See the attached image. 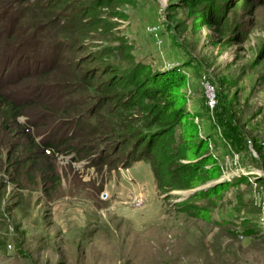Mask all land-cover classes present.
<instances>
[{
    "label": "rangeland",
    "instance_id": "rangeland-1",
    "mask_svg": "<svg viewBox=\"0 0 264 264\" xmlns=\"http://www.w3.org/2000/svg\"><path fill=\"white\" fill-rule=\"evenodd\" d=\"M64 3L70 43L55 44L48 80L31 89L64 97L54 102L64 114L34 137L65 139L78 118L74 131L99 154L53 156L54 192L24 178L17 190L0 171V264H264V3ZM9 15L0 14V48ZM31 17L44 7L20 20ZM16 55L13 66L26 61ZM176 75L178 93L152 97Z\"/></svg>",
    "mask_w": 264,
    "mask_h": 264
},
{
    "label": "trees",
    "instance_id": "trees-1",
    "mask_svg": "<svg viewBox=\"0 0 264 264\" xmlns=\"http://www.w3.org/2000/svg\"><path fill=\"white\" fill-rule=\"evenodd\" d=\"M64 1L0 0V14L3 12L10 14L8 26L4 28L3 41L1 40L0 57L7 49L11 48L10 52L0 59V69L7 65L4 67L5 74L12 69L14 70L13 76L9 81L12 89L4 90L0 86V171L5 170V174H10L11 183L16 186L17 190L23 186L24 178L25 181L33 186H37L39 182H42L43 187H47V191L54 192L61 178L57 172L56 165L53 164L52 157L60 152L63 155L73 154L76 160H78L79 156V160L86 159L90 163L99 154H95L96 148L92 147L93 139L81 136L74 131L80 127L76 124L78 120L76 117L74 128L69 131V135L65 139L55 135L43 142V138L41 140L39 139L40 137H34V133H44L51 128L55 118L64 114L63 111L54 105V102L64 101V97L52 95L49 92L39 94L38 90L31 91L33 82H45L48 80L49 74L53 70V65L51 64L54 62L53 55L57 46L55 44L70 43V36L65 33V24L67 26L69 22L65 19L71 18V9L66 6ZM227 1L229 2L227 7L230 8V11L250 10L254 5L264 3V0ZM40 7H44V17L40 20L32 19L31 17L24 25L23 20H20V15L30 11L32 8L38 10ZM15 19L16 22H13ZM44 30H46L45 41L42 42L39 38L37 39L36 35ZM39 34L43 36V33ZM31 49L32 51H30ZM15 53L17 54L16 57L21 54L24 55V60L26 61L13 66V60L9 63V59L10 55ZM37 53H41L44 56L39 57ZM63 57V54L58 55V59ZM40 58H43V60L38 61ZM30 63L33 64V68H30ZM77 64H79L78 60ZM40 65H43V69H41ZM71 74L72 81L78 82L80 80L77 76L75 77L74 70ZM135 74L136 72L134 71L131 77L135 76ZM10 76L11 72L8 77L10 78ZM175 78L177 80L173 81V88H171L167 85L168 79L163 77L159 83L164 89L151 93L154 94L152 97L164 100L170 94L165 92L178 93V90L182 88L181 83L183 84L185 80L182 81L180 75H176L173 79ZM141 81L137 80L135 82L139 84ZM80 82L84 84L83 79ZM53 89L57 90V87H53ZM20 92H24L25 97H20L18 95ZM14 95H17V97L12 98ZM172 116V113H167V117ZM21 118H26V123L23 124L21 122V124ZM175 121H177V118L168 126L173 125ZM87 133L89 132L87 131ZM103 148L101 144L99 152L103 151ZM46 151H50V154H47ZM139 155L140 152L137 151V156L133 160H138ZM48 162H52V165H48ZM49 185L51 186L50 188L54 189H49ZM2 186L5 188V184L0 185V191ZM170 188L175 190L184 187L174 186Z\"/></svg>",
    "mask_w": 264,
    "mask_h": 264
},
{
    "label": "built area",
    "instance_id": "built-area-1",
    "mask_svg": "<svg viewBox=\"0 0 264 264\" xmlns=\"http://www.w3.org/2000/svg\"><path fill=\"white\" fill-rule=\"evenodd\" d=\"M210 104L211 106H214L215 105V101L213 98L210 99ZM47 154H50V151H46Z\"/></svg>",
    "mask_w": 264,
    "mask_h": 264
}]
</instances>
